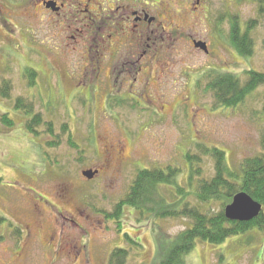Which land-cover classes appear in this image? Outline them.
Masks as SVG:
<instances>
[{"label": "rangeland", "instance_id": "374dc122", "mask_svg": "<svg viewBox=\"0 0 264 264\" xmlns=\"http://www.w3.org/2000/svg\"><path fill=\"white\" fill-rule=\"evenodd\" d=\"M137 1L164 20L169 46L160 53L164 63L155 64L149 87L133 88L138 99L122 90L123 98L107 104L110 88L100 78L94 81L98 90L81 93L82 52L34 51L44 40L49 48L57 35L42 36L38 22L44 15L36 0H0V110L15 122L12 127L0 122V264H107L116 248L129 251L125 264H160L190 222L141 215L129 207L119 218L107 217L136 172L175 166L184 185L188 154H198L194 163L206 178L216 173L214 159L199 154L198 144L225 151L230 168L239 173L244 159L262 153L264 86L228 108L215 105L205 81L212 70L236 73L242 82L247 69L264 71L260 1ZM228 6L243 32L254 21L251 56L236 48L229 52L216 36V21ZM226 21L220 27L225 34ZM191 37L208 41L212 53L195 52ZM89 72L91 80L95 74ZM5 81L7 98L1 96ZM20 98L25 105L18 109ZM26 106L31 115H41L38 135L27 129ZM50 126L53 135L46 133ZM52 140L60 144L49 147ZM90 169L97 171L92 179L83 175ZM169 190L162 192L168 197ZM184 264H264V231L255 228L220 244L198 241Z\"/></svg>", "mask_w": 264, "mask_h": 264}, {"label": "trees", "instance_id": "16d2710c", "mask_svg": "<svg viewBox=\"0 0 264 264\" xmlns=\"http://www.w3.org/2000/svg\"><path fill=\"white\" fill-rule=\"evenodd\" d=\"M259 1V11L263 15L264 0ZM234 18V47L241 55L251 56L254 52V41L250 37V30L254 21L248 22L246 31L243 32L238 16ZM35 71L31 69L34 75ZM29 76L33 83V76L30 73ZM245 76L246 80L242 82L236 73L212 70L205 79L206 91L213 94L216 106L237 107L259 87L264 86V71L247 69ZM4 87L1 96L7 98L10 96L6 94L10 88L8 82ZM22 102V98L16 100L18 109L24 107L25 103ZM31 111L27 107L26 115H31ZM40 118L41 115L37 113L31 115L27 121V129L35 135L40 133L36 128L40 124ZM0 122L8 127L15 125L9 112L2 113L1 110ZM46 133L53 135V128L50 126ZM69 143L71 147H77L72 139ZM47 144L49 147H55L60 142L52 140ZM261 145L262 153L244 159L239 173L230 168L225 151L214 146L198 144L199 154L201 152L214 159L216 173L213 177L206 178L202 168L194 163L201 158L198 154H188L191 167L184 185L178 180L181 173L178 167L169 165L166 168L140 169L136 172L125 196L116 204L113 213L107 217L119 218L123 210L129 207L139 211L141 215L147 213L155 215L156 218H186L190 225L176 236L173 248L160 264H184L185 256L196 247L198 241L220 244L230 237L246 234L255 228L264 231V211L249 222L229 220L225 214L226 206L240 192H246L264 207V130ZM162 189L170 191V198L165 196ZM215 203L221 207L219 210L215 208ZM13 226L14 224L11 225ZM15 228L23 233L19 226ZM126 235L130 238L129 234ZM128 254L126 248H116L110 254L107 264H125Z\"/></svg>", "mask_w": 264, "mask_h": 264}, {"label": "flooded vegetation", "instance_id": "af4514ba", "mask_svg": "<svg viewBox=\"0 0 264 264\" xmlns=\"http://www.w3.org/2000/svg\"><path fill=\"white\" fill-rule=\"evenodd\" d=\"M96 1L36 0L44 15V18H39V31L43 32L42 36L46 32H56L57 35H54L56 39L49 48L45 47L44 40L34 51L82 52V66L77 69L81 93L87 90L90 94L98 90L99 85L94 81L100 78L99 83L103 82L110 88L105 94V103L109 104L117 96L123 98L126 93L122 90H128L130 97L138 99L133 88L141 84L142 88L149 87V76L158 67L155 64L163 62L160 53L167 52V36L170 34L166 23L152 6H139L137 0H101L95 6ZM226 9L216 21L215 33L233 53L235 18L230 15V7ZM225 18L226 34L220 28ZM190 42L195 52L204 51L196 47V43L205 42L208 51L204 52L212 53L208 41L191 37ZM90 68L95 74L91 80L88 76ZM94 96H89L91 101H96L97 96Z\"/></svg>", "mask_w": 264, "mask_h": 264}, {"label": "water", "instance_id": "95a60500", "mask_svg": "<svg viewBox=\"0 0 264 264\" xmlns=\"http://www.w3.org/2000/svg\"><path fill=\"white\" fill-rule=\"evenodd\" d=\"M196 47H200L204 51H208L205 42L196 43ZM97 171L85 170L83 175L89 179H92L96 175ZM263 210L261 203L257 202L250 195L245 192H240L235 195L232 203L226 207V217L230 220L237 221H251L256 218Z\"/></svg>", "mask_w": 264, "mask_h": 264}]
</instances>
